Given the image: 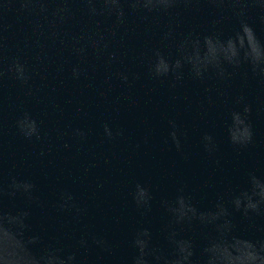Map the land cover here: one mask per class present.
<instances>
[{
  "label": "water",
  "instance_id": "95a60500",
  "mask_svg": "<svg viewBox=\"0 0 264 264\" xmlns=\"http://www.w3.org/2000/svg\"><path fill=\"white\" fill-rule=\"evenodd\" d=\"M0 264H264V0H0Z\"/></svg>",
  "mask_w": 264,
  "mask_h": 264
},
{
  "label": "clouds",
  "instance_id": "9594fccd",
  "mask_svg": "<svg viewBox=\"0 0 264 264\" xmlns=\"http://www.w3.org/2000/svg\"><path fill=\"white\" fill-rule=\"evenodd\" d=\"M125 79H127V78L125 77Z\"/></svg>",
  "mask_w": 264,
  "mask_h": 264
}]
</instances>
